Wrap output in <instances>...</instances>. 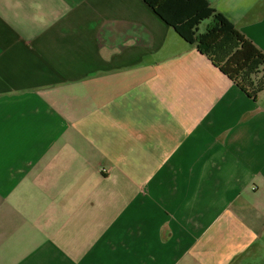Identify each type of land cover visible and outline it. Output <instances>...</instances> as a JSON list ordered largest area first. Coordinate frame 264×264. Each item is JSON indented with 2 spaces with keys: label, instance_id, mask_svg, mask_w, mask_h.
Wrapping results in <instances>:
<instances>
[{
  "label": "crops",
  "instance_id": "crops-1",
  "mask_svg": "<svg viewBox=\"0 0 264 264\" xmlns=\"http://www.w3.org/2000/svg\"><path fill=\"white\" fill-rule=\"evenodd\" d=\"M205 3L264 53V0H0V264H264V67Z\"/></svg>",
  "mask_w": 264,
  "mask_h": 264
},
{
  "label": "trees",
  "instance_id": "trees-1",
  "mask_svg": "<svg viewBox=\"0 0 264 264\" xmlns=\"http://www.w3.org/2000/svg\"><path fill=\"white\" fill-rule=\"evenodd\" d=\"M153 7L157 14L161 17V13L157 10L168 0H156L152 4L149 0H144ZM207 7V3H205ZM211 19L206 33L198 35H185L183 30L177 29L178 34L191 44H196L198 51L209 57L215 67H217L224 75L234 82L249 97L255 98L251 90H261V86L254 89L250 78L253 73H258L259 69L264 67V53L259 50L253 43L245 38L230 22L222 15L217 14L214 10L207 7L206 12L196 21L191 22V27L198 25L199 21ZM224 48L228 53L226 59L217 62L212 56L215 52ZM226 49H229L227 51Z\"/></svg>",
  "mask_w": 264,
  "mask_h": 264
}]
</instances>
